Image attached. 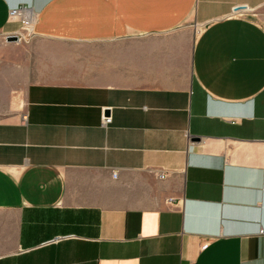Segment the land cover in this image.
<instances>
[{
  "label": "crops",
  "instance_id": "crops-1",
  "mask_svg": "<svg viewBox=\"0 0 264 264\" xmlns=\"http://www.w3.org/2000/svg\"><path fill=\"white\" fill-rule=\"evenodd\" d=\"M17 8L0 264H264V0H0L5 38Z\"/></svg>",
  "mask_w": 264,
  "mask_h": 264
},
{
  "label": "rangeland",
  "instance_id": "rangeland-1",
  "mask_svg": "<svg viewBox=\"0 0 264 264\" xmlns=\"http://www.w3.org/2000/svg\"><path fill=\"white\" fill-rule=\"evenodd\" d=\"M28 42L9 43L0 35V113L9 110L25 83V49Z\"/></svg>",
  "mask_w": 264,
  "mask_h": 264
},
{
  "label": "built area",
  "instance_id": "built-area-1",
  "mask_svg": "<svg viewBox=\"0 0 264 264\" xmlns=\"http://www.w3.org/2000/svg\"><path fill=\"white\" fill-rule=\"evenodd\" d=\"M9 16L12 20L21 21V29L17 34H15L19 37V42H28L34 34V23L32 17L30 15H27L25 9L21 8L10 10ZM112 121V116L104 115L102 118V122L105 126H109Z\"/></svg>",
  "mask_w": 264,
  "mask_h": 264
},
{
  "label": "water",
  "instance_id": "water-1",
  "mask_svg": "<svg viewBox=\"0 0 264 264\" xmlns=\"http://www.w3.org/2000/svg\"><path fill=\"white\" fill-rule=\"evenodd\" d=\"M241 8H237L236 10H240ZM7 42L9 43H18L19 37L17 35H9L6 37Z\"/></svg>",
  "mask_w": 264,
  "mask_h": 264
}]
</instances>
